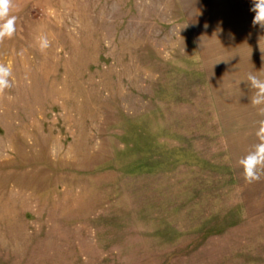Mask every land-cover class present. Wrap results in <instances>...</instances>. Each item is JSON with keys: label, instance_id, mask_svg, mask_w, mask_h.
Segmentation results:
<instances>
[{"label": "rangeland", "instance_id": "rangeland-1", "mask_svg": "<svg viewBox=\"0 0 264 264\" xmlns=\"http://www.w3.org/2000/svg\"><path fill=\"white\" fill-rule=\"evenodd\" d=\"M251 7L14 0L0 264H264V175L238 164L262 118Z\"/></svg>", "mask_w": 264, "mask_h": 264}, {"label": "clouds", "instance_id": "clouds-1", "mask_svg": "<svg viewBox=\"0 0 264 264\" xmlns=\"http://www.w3.org/2000/svg\"><path fill=\"white\" fill-rule=\"evenodd\" d=\"M252 11L255 15L252 20L253 26L264 29V0H251ZM14 0H0V43L5 39L14 37L17 17L12 15ZM39 50L43 53L50 46L51 42L47 35H39L36 40ZM13 69L10 64L0 63V94L11 89L14 85ZM246 81L253 90L250 103L258 109V114L262 117L257 122L255 130L256 143L238 161L242 169L243 179L246 183H253L261 179L264 175V78L256 74L249 73Z\"/></svg>", "mask_w": 264, "mask_h": 264}]
</instances>
